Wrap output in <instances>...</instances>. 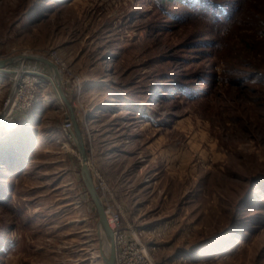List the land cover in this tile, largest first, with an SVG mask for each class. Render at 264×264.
<instances>
[{
    "label": "rangeland",
    "instance_id": "rangeland-1",
    "mask_svg": "<svg viewBox=\"0 0 264 264\" xmlns=\"http://www.w3.org/2000/svg\"><path fill=\"white\" fill-rule=\"evenodd\" d=\"M201 2L0 0V58L69 71H0V111L13 71L49 75L0 123V264H104L61 83L105 210L154 264H264V0Z\"/></svg>",
    "mask_w": 264,
    "mask_h": 264
},
{
    "label": "built area",
    "instance_id": "built-area-1",
    "mask_svg": "<svg viewBox=\"0 0 264 264\" xmlns=\"http://www.w3.org/2000/svg\"><path fill=\"white\" fill-rule=\"evenodd\" d=\"M49 59L60 69L61 73H69L65 64L55 53L49 55ZM12 85L4 107L0 111V123L6 126L13 123L12 116L16 113L27 112L34 103L37 89L42 85L48 75L40 71L25 70L23 66L13 71ZM49 80V78H48ZM3 116V118L1 117ZM67 116V115H66ZM5 119V120H4ZM72 121L67 116L61 125L62 131L68 139L72 137ZM104 185V184H103ZM105 186V185H104ZM105 210V208H104ZM107 223L113 234L115 245V258L117 264H154L149 258L147 250L141 244L138 235L132 229L129 230L131 239L127 238V231H121L122 212L118 210H105Z\"/></svg>",
    "mask_w": 264,
    "mask_h": 264
},
{
    "label": "water",
    "instance_id": "water-1",
    "mask_svg": "<svg viewBox=\"0 0 264 264\" xmlns=\"http://www.w3.org/2000/svg\"><path fill=\"white\" fill-rule=\"evenodd\" d=\"M16 60H33L38 61L42 64H44L49 70L50 74H52L53 77L58 76L60 71L58 67L48 58L36 55V54H21L18 56H9L5 58H0V71L2 72H11L10 70L6 69V67L15 62ZM62 85V83H61ZM59 84L57 85L58 90H60L59 96L63 100L69 114L68 117L72 121L73 125V134H74V143L78 152V156L80 158V174L82 178V182L85 186V189L91 199V202L94 205V208L96 210L97 216H98V222H97V232L99 237V251L102 258V261L104 264H116L115 259V245L113 240V234L111 229L108 226L104 206L102 204V201L95 189L94 183H93V177L91 173V165L89 164V161L86 157L84 144L81 137V132L79 125L77 123V119L74 115L73 107L70 101L65 97L62 86ZM56 91V89H55ZM57 93V91H56ZM58 94V93H57ZM102 234L105 238V240L108 242V249L105 250L102 242Z\"/></svg>",
    "mask_w": 264,
    "mask_h": 264
},
{
    "label": "trees",
    "instance_id": "trees-1",
    "mask_svg": "<svg viewBox=\"0 0 264 264\" xmlns=\"http://www.w3.org/2000/svg\"><path fill=\"white\" fill-rule=\"evenodd\" d=\"M178 1H181V0H178ZM185 1H187V0H183V2H185ZM197 1H200V4L202 3L201 2V0H197ZM205 2H207V4H213L214 6H215V8H217V9H222V5H224V3H221V4H218V3H213L212 1H205ZM204 3V2H203ZM187 4V3H186ZM225 13H226V7L225 8H223L222 9ZM261 27H264V17H261L259 20H258V22L256 23V30H257V34L259 33V28H261ZM260 35L261 36H258L259 38H262L263 40H264V31H262V33H260ZM264 42V41H263ZM42 64V63H41ZM252 68V70H253V72L255 71V73H259L258 72V68L257 67H251ZM1 149V148H0ZM9 153V152H8ZM9 157V159L7 158V159H2V161H1V163L4 165V166H6L9 170H11L12 172L14 171H16L17 169H18V167H17V169H16V166L15 165H17V163L19 162V161H16V158H17V156L18 155H15L14 153H9V154H7ZM19 159V158H18ZM9 161V162H8ZM21 163V162H20ZM87 192V191H86ZM90 198V197H89ZM91 200V199H90Z\"/></svg>",
    "mask_w": 264,
    "mask_h": 264
},
{
    "label": "bare ground",
    "instance_id": "bare-ground-1",
    "mask_svg": "<svg viewBox=\"0 0 264 264\" xmlns=\"http://www.w3.org/2000/svg\"><path fill=\"white\" fill-rule=\"evenodd\" d=\"M55 78H56V76H55ZM57 83V82H56ZM60 91V90H59ZM60 94V93H59ZM2 118H3V116H1ZM5 120V119H4ZM6 126L7 125H9V121H6ZM106 215V214H105ZM107 217V216H106ZM110 228V227H109ZM101 239H102V242H103V246H104V248H105V250H107L108 249V242L105 240V238H104V236H103V234H102V237H101ZM114 240V239H113ZM115 244V243H114ZM116 250V249H115ZM116 259V258H115ZM117 264V263H116Z\"/></svg>",
    "mask_w": 264,
    "mask_h": 264
},
{
    "label": "crops",
    "instance_id": "crops-1",
    "mask_svg": "<svg viewBox=\"0 0 264 264\" xmlns=\"http://www.w3.org/2000/svg\"><path fill=\"white\" fill-rule=\"evenodd\" d=\"M45 71H46V69H45ZM46 72H47V71H46ZM43 73H45V72H43ZM47 73H48V72H47ZM49 73H50V72H49ZM45 74H46V73H45ZM49 75H51V76H52V74H49ZM49 75H48V76H49ZM48 78H49V77H48ZM53 84H54V83H53ZM20 115H22V116H23V115H24V113H23V114L21 113Z\"/></svg>",
    "mask_w": 264,
    "mask_h": 264
}]
</instances>
